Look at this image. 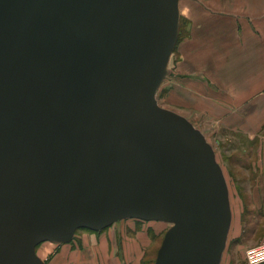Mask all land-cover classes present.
I'll return each mask as SVG.
<instances>
[{
  "label": "water",
  "instance_id": "obj_1",
  "mask_svg": "<svg viewBox=\"0 0 264 264\" xmlns=\"http://www.w3.org/2000/svg\"><path fill=\"white\" fill-rule=\"evenodd\" d=\"M180 0H0V264L123 218L171 222L155 264H220L212 145L156 92Z\"/></svg>",
  "mask_w": 264,
  "mask_h": 264
},
{
  "label": "crops",
  "instance_id": "obj_2",
  "mask_svg": "<svg viewBox=\"0 0 264 264\" xmlns=\"http://www.w3.org/2000/svg\"><path fill=\"white\" fill-rule=\"evenodd\" d=\"M180 1L187 27L170 91L193 100L202 121L208 118L213 135L226 142L228 158L235 159L230 165L227 159L226 171L213 149L227 183L236 182L230 189L228 184L229 195H243L264 209V0ZM240 202L244 206V200ZM127 219L136 220L133 224L146 221L155 229L167 223L116 220L97 233L85 231L84 251L71 250L70 243L50 242L59 248L51 264H122L137 254L118 242V224ZM37 254L45 261V255Z\"/></svg>",
  "mask_w": 264,
  "mask_h": 264
},
{
  "label": "rangeland",
  "instance_id": "obj_3",
  "mask_svg": "<svg viewBox=\"0 0 264 264\" xmlns=\"http://www.w3.org/2000/svg\"><path fill=\"white\" fill-rule=\"evenodd\" d=\"M186 27L187 23L184 15H181L178 42L171 55V60L168 62V72L157 89L156 98L161 107L184 114L185 117L197 127V129H201L200 131L206 135L208 140L212 143L216 151L217 158L226 171L228 163L227 159L230 162L229 165L235 160L234 158H228L226 142L218 140L215 134L213 135L210 127V121L207 120L208 118L206 119L204 117L203 119H206L207 121H202L201 116L195 109L193 100L190 101L184 99L177 92L170 91V88L172 87L170 79L173 75L174 65L179 58L178 45L186 34ZM235 183L236 182L232 180H228L229 189L231 186H234ZM242 183V180L237 181V184H240V186ZM240 199L244 200V206L241 205ZM229 202L231 222L220 264H248L245 257L246 250L249 247L256 246L264 241V209L262 207H254L251 205L250 201H248V199L243 195L238 196L230 193ZM134 221L136 220L127 219L126 221L118 224V242L120 244L126 243L129 249L132 247L137 252L136 255H130L125 258L122 261V264H155L159 247L163 241V233H160V227L155 229L148 226V222L146 221L136 222L133 224ZM171 225V222L162 224V228H164L165 233ZM153 226H157V224H154ZM85 231H94L97 233V230L79 228L76 230L72 240L58 244L70 243L72 245V247H70L71 250L76 251L79 249L80 251H84L81 236L85 233ZM53 245L55 244H49L42 241L36 247V251L38 253L40 252L45 255V261L47 264H51L53 257L55 256L57 250H59V248Z\"/></svg>",
  "mask_w": 264,
  "mask_h": 264
},
{
  "label": "built area",
  "instance_id": "obj_4",
  "mask_svg": "<svg viewBox=\"0 0 264 264\" xmlns=\"http://www.w3.org/2000/svg\"><path fill=\"white\" fill-rule=\"evenodd\" d=\"M245 257L248 264H264V241L249 247L245 252Z\"/></svg>",
  "mask_w": 264,
  "mask_h": 264
},
{
  "label": "bare ground",
  "instance_id": "obj_5",
  "mask_svg": "<svg viewBox=\"0 0 264 264\" xmlns=\"http://www.w3.org/2000/svg\"><path fill=\"white\" fill-rule=\"evenodd\" d=\"M181 2V1H180ZM181 13V12H180ZM181 15V14H180ZM178 38H179V35H178ZM178 38H177V41H176V44H175V47H174V49L176 48V45H177V42H178ZM174 49H173V51H172V53L174 52ZM172 55V54H171ZM171 60V56H170V59H169V61ZM195 126V125H194ZM196 127V126H195ZM197 128V127H196ZM201 130V129H200ZM205 136V138H206V140H207V142H209L211 145H212V143L208 140V138H207V136L206 135H204ZM213 147V146H212ZM214 148V147H213ZM226 179V178H225ZM226 182H227V180H226ZM227 186H228V183H227ZM228 194H229V190H228ZM229 199H230V195H229ZM230 203V202H229ZM163 227V226H162ZM160 228L161 230H160V233L162 232L163 234H162V240H163V238H164V235H165V230H164V228ZM164 230V231H163ZM45 242H47V243H50L51 241H49V240H46ZM52 243V242H51Z\"/></svg>",
  "mask_w": 264,
  "mask_h": 264
}]
</instances>
